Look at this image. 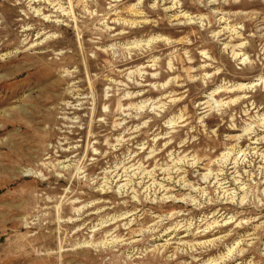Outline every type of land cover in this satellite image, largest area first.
Here are the masks:
<instances>
[{"label": "rangeland", "instance_id": "rangeland-1", "mask_svg": "<svg viewBox=\"0 0 264 264\" xmlns=\"http://www.w3.org/2000/svg\"><path fill=\"white\" fill-rule=\"evenodd\" d=\"M0 264H264V0H0Z\"/></svg>", "mask_w": 264, "mask_h": 264}]
</instances>
